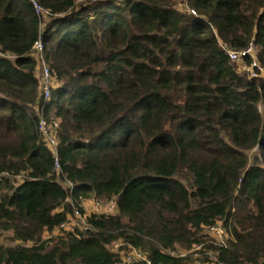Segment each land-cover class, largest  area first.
I'll return each mask as SVG.
<instances>
[{"label": "trees", "instance_id": "trees-1", "mask_svg": "<svg viewBox=\"0 0 264 264\" xmlns=\"http://www.w3.org/2000/svg\"><path fill=\"white\" fill-rule=\"evenodd\" d=\"M37 2L0 0V264H264V78L226 54L264 70V0ZM90 200L116 213L43 239Z\"/></svg>", "mask_w": 264, "mask_h": 264}, {"label": "built area", "instance_id": "built-area-1", "mask_svg": "<svg viewBox=\"0 0 264 264\" xmlns=\"http://www.w3.org/2000/svg\"><path fill=\"white\" fill-rule=\"evenodd\" d=\"M32 3L34 12L36 15L41 16L43 18H48L50 16L49 12L43 10L38 4L37 0H28ZM95 2L96 0H88ZM188 13L194 15L192 10H188ZM41 29V27H40ZM32 51L36 56V59L39 63L40 70V79L42 86V101L48 102L50 99V90L52 88L51 75L48 67L46 66L43 58V44L41 38L33 45ZM226 54L229 58L230 64H239L243 63V70L248 73L250 79H255L258 77L264 78V70L260 67L256 59V50L254 45L251 43L248 48L241 52H233L226 51ZM244 59H248V66L244 63ZM38 131L42 135L44 141L47 144V148L53 154L54 159L56 160L55 170H59V166L57 164V139L50 133L49 124L43 119L40 118ZM68 188H72L73 185L70 182L65 184ZM90 203L89 210L84 209L81 211L78 208L72 209V214L68 217V219L59 225L56 229H54L50 233H45L43 235V239H51L53 237L58 236L61 232L65 230H73V229H81L88 230L89 223L88 218L91 215H113L116 213V204L114 201H109L106 203L95 202L93 200L88 201ZM209 234L212 236L214 240L217 241L218 244H224L225 240L228 239V234L222 225L217 224L209 229ZM201 250V245L195 246L192 250L185 251H167L166 253L173 257L185 258L188 255H193L194 257H198V254ZM118 264H152L151 261L141 252L132 250L128 254H126L123 259ZM201 264H222L219 263L217 258L213 255L208 254V262Z\"/></svg>", "mask_w": 264, "mask_h": 264}, {"label": "rangeland", "instance_id": "rangeland-1", "mask_svg": "<svg viewBox=\"0 0 264 264\" xmlns=\"http://www.w3.org/2000/svg\"><path fill=\"white\" fill-rule=\"evenodd\" d=\"M81 1H82V2H86V1H88V0H78V2H81ZM259 110H261V108H259ZM50 125H51V124H50ZM51 127H52V125H51ZM53 131H54V127H52V128L50 129V132H51V133H53ZM53 134H54V133H53ZM255 153H256V152L253 151V152H252V156H253V154H255ZM85 207H86L87 210H89V207H88L87 205H85ZM114 248H117V245H115Z\"/></svg>", "mask_w": 264, "mask_h": 264}, {"label": "crops", "instance_id": "crops-1", "mask_svg": "<svg viewBox=\"0 0 264 264\" xmlns=\"http://www.w3.org/2000/svg\"><path fill=\"white\" fill-rule=\"evenodd\" d=\"M85 205H87L89 208H90V203L88 201H85L83 204H82V207L84 209H86ZM87 210V209H86Z\"/></svg>", "mask_w": 264, "mask_h": 264}]
</instances>
